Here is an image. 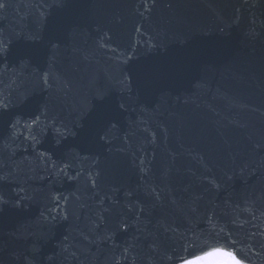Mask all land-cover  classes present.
<instances>
[{
	"label": "water",
	"instance_id": "water-1",
	"mask_svg": "<svg viewBox=\"0 0 264 264\" xmlns=\"http://www.w3.org/2000/svg\"><path fill=\"white\" fill-rule=\"evenodd\" d=\"M264 264V0H0V264Z\"/></svg>",
	"mask_w": 264,
	"mask_h": 264
},
{
	"label": "clouds",
	"instance_id": "clouds-1",
	"mask_svg": "<svg viewBox=\"0 0 264 264\" xmlns=\"http://www.w3.org/2000/svg\"><path fill=\"white\" fill-rule=\"evenodd\" d=\"M209 264H230V256L219 253L211 257Z\"/></svg>",
	"mask_w": 264,
	"mask_h": 264
},
{
	"label": "snow or ice",
	"instance_id": "snow-or-ice-1",
	"mask_svg": "<svg viewBox=\"0 0 264 264\" xmlns=\"http://www.w3.org/2000/svg\"><path fill=\"white\" fill-rule=\"evenodd\" d=\"M219 253H224V252H222L221 250H216L215 252L208 253V254H207V257H208V258H211V257H213L214 255H217V254H219ZM224 254H226V255H228V256L231 255L230 253H224Z\"/></svg>",
	"mask_w": 264,
	"mask_h": 264
}]
</instances>
